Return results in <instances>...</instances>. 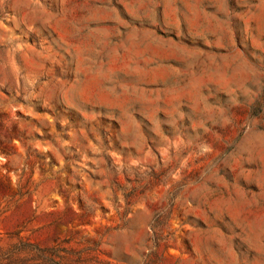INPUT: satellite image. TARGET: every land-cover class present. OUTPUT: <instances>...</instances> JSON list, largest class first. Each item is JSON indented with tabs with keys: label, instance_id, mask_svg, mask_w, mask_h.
I'll return each mask as SVG.
<instances>
[{
	"label": "rangeland",
	"instance_id": "obj_1",
	"mask_svg": "<svg viewBox=\"0 0 264 264\" xmlns=\"http://www.w3.org/2000/svg\"><path fill=\"white\" fill-rule=\"evenodd\" d=\"M0 264H264V0H0Z\"/></svg>",
	"mask_w": 264,
	"mask_h": 264
}]
</instances>
